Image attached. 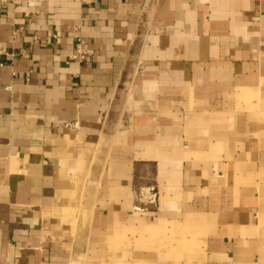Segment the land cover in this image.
I'll list each match as a JSON object with an SVG mask.
<instances>
[{"label": "crops", "instance_id": "1", "mask_svg": "<svg viewBox=\"0 0 264 264\" xmlns=\"http://www.w3.org/2000/svg\"><path fill=\"white\" fill-rule=\"evenodd\" d=\"M2 49L0 264H264V0H0Z\"/></svg>", "mask_w": 264, "mask_h": 264}, {"label": "built area", "instance_id": "2", "mask_svg": "<svg viewBox=\"0 0 264 264\" xmlns=\"http://www.w3.org/2000/svg\"><path fill=\"white\" fill-rule=\"evenodd\" d=\"M86 44V41L83 37L78 36L75 42V51L73 54L69 56V59H77L79 61H84L88 55L92 53L91 49H88L84 47ZM4 50H0V53H3ZM143 196L148 200V201H153L156 197V191L151 188L147 189L144 191Z\"/></svg>", "mask_w": 264, "mask_h": 264}, {"label": "bare ground", "instance_id": "3", "mask_svg": "<svg viewBox=\"0 0 264 264\" xmlns=\"http://www.w3.org/2000/svg\"><path fill=\"white\" fill-rule=\"evenodd\" d=\"M131 67V66H130Z\"/></svg>", "mask_w": 264, "mask_h": 264}]
</instances>
